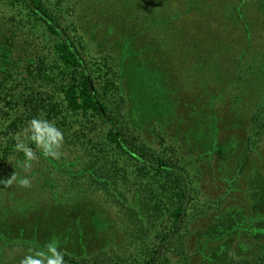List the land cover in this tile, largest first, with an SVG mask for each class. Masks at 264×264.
Masks as SVG:
<instances>
[{
  "label": "trees",
  "instance_id": "obj_1",
  "mask_svg": "<svg viewBox=\"0 0 264 264\" xmlns=\"http://www.w3.org/2000/svg\"><path fill=\"white\" fill-rule=\"evenodd\" d=\"M199 1L208 8L207 0ZM121 3V9L140 24L139 30L160 38L159 49L180 46L178 62L189 65L185 86L192 91V74L202 76L210 110L211 103L221 99L208 94L217 85L215 67L233 61L237 95L229 103L254 108L250 127L243 129L246 142L238 160L240 172L242 158L256 152L264 140V0H240L229 15L220 16L221 22L242 30L233 55L222 32L214 39L177 31L178 14L155 17L147 13L151 8L142 14L146 0ZM245 5H250L253 15H244L241 6ZM156 6L151 11L161 14V4ZM123 15L108 0H0V179L17 175L11 186L0 184V200L6 198L15 206L39 200L50 191L51 199L60 195L71 200L79 195L93 205L105 206L121 230V246L107 244L80 256L64 250L66 264H189L195 252L189 243L191 223L222 203L207 200L198 186L200 162L212 157L188 153L159 124H152L148 137L143 126L132 123L129 98L122 87L123 61L131 52L95 41L97 32L114 35ZM256 27L263 34L261 44L255 46L251 29ZM209 63L215 64L209 67ZM41 116L63 133L61 156L45 157L28 142L38 159L29 162L23 176L25 158L15 150L14 136L30 119ZM38 170L47 176L42 174L34 182ZM25 176L31 180L29 188L19 185ZM257 248L251 258L230 256L224 264H264V249Z\"/></svg>",
  "mask_w": 264,
  "mask_h": 264
},
{
  "label": "rangeland",
  "instance_id": "obj_2",
  "mask_svg": "<svg viewBox=\"0 0 264 264\" xmlns=\"http://www.w3.org/2000/svg\"><path fill=\"white\" fill-rule=\"evenodd\" d=\"M108 2L126 15H123L121 25H116L114 35L97 32L95 41L131 52L123 61L122 87L129 98L128 113L132 123L136 127L143 126V132L148 137L152 124H159L161 130L185 146L188 153L212 157L209 162L205 157L200 162L202 172L199 174L201 180L198 186L207 200L217 203L221 200L222 203L191 223L189 243L195 252L189 264H224L230 256L236 259L255 256L259 250L257 247L264 249V140L256 152L242 158L244 166L237 172L240 153L246 142L243 129L250 127L248 120L254 108L252 104L229 103L237 95L234 90L236 87L232 84L235 74L231 70L233 61L229 66L224 64L223 67H215L217 85L208 94L214 93L221 99L211 103L210 110L205 104L208 98L204 96L201 86L204 80L202 76L192 74V91L190 86H185L186 68L189 65L178 62L177 51L180 46L159 49L160 38H151L147 31L139 30L140 24L132 19L133 15L130 18L121 9V0ZM146 2L149 7H146L148 4L144 5L142 14L148 11L146 8L152 10L151 6L158 5V8L161 4V14L154 9V13L151 10L147 13L163 18L178 14L181 22L177 31L184 29L188 34L192 32L200 37L216 39L222 32L227 39L229 54L236 52L242 30L237 25L221 22L220 16L225 13L229 15L234 4L240 5V0H207L208 8L199 0ZM241 8L244 9V15H253L250 5ZM185 10L187 12L183 14ZM182 21L184 27L181 26ZM261 33L260 27L251 29L255 46L256 43L261 44ZM168 57L174 58L171 60ZM213 64L209 63V67ZM25 169L21 171L23 176L26 174ZM41 171L33 175L34 182L43 175L47 176L42 175ZM49 195L50 191L42 194L39 200L32 198L24 204L18 202L15 206L6 198L0 200V235L3 237L0 241V264H20L28 252L27 245L38 247L37 251H46L45 246L52 241L57 242L59 251L65 250L79 256L93 254L107 244L121 246V230L105 206L93 205L79 195L71 200L61 199L60 195L51 199ZM26 197L30 199V196ZM33 207H36L35 210Z\"/></svg>",
  "mask_w": 264,
  "mask_h": 264
},
{
  "label": "clouds",
  "instance_id": "obj_3",
  "mask_svg": "<svg viewBox=\"0 0 264 264\" xmlns=\"http://www.w3.org/2000/svg\"><path fill=\"white\" fill-rule=\"evenodd\" d=\"M15 150L23 153L25 168L30 167V161L38 159L36 153L29 146L28 142L36 145L43 156L59 159V151L64 142L63 133L56 125L47 119L34 117L27 122V126L14 136ZM17 181V175L13 173L7 179H0V184L5 187L11 186ZM19 185L24 188L31 186V180L25 176L19 179ZM45 250L35 251L29 248L27 254L20 260V264H66L64 254L58 250L57 242L48 243Z\"/></svg>",
  "mask_w": 264,
  "mask_h": 264
}]
</instances>
